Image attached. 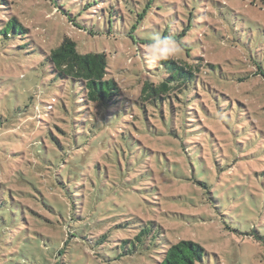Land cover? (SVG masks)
Returning a JSON list of instances; mask_svg holds the SVG:
<instances>
[{"label": "rangeland", "instance_id": "374dc122", "mask_svg": "<svg viewBox=\"0 0 264 264\" xmlns=\"http://www.w3.org/2000/svg\"><path fill=\"white\" fill-rule=\"evenodd\" d=\"M148 5L134 44L131 27ZM12 18L28 31L0 37V117L12 123L0 132V264H156L149 246L124 241L128 228L117 225L132 220L155 222L165 242L199 243L208 264H264V0H0V30ZM190 22L182 39L190 51L180 47L171 60L201 65L203 87L189 93L187 108L181 94L171 98L175 110L162 104L166 118L183 124L187 117L186 151L138 131L130 132L134 145L115 122L104 135L86 121L67 128L68 146H80L82 157L58 163L64 154L49 133L63 138L53 127L64 126L52 106L59 85L39 66L50 51L69 38L83 53H105L133 110L145 80L162 73L137 37L166 28L177 35ZM25 49L38 56L21 55ZM143 108L164 130L157 109ZM132 118L123 127L117 117L116 125L130 127ZM94 234L106 241L95 244Z\"/></svg>", "mask_w": 264, "mask_h": 264}, {"label": "trees", "instance_id": "16d2710c", "mask_svg": "<svg viewBox=\"0 0 264 264\" xmlns=\"http://www.w3.org/2000/svg\"><path fill=\"white\" fill-rule=\"evenodd\" d=\"M90 3L87 4L89 8L93 7V3ZM94 3L95 6H98L96 2ZM87 6H84L83 9H89ZM148 8L149 5L146 7V10L139 15L138 21L134 22L131 27V33L128 37L134 44L136 30L139 27L140 20H144L146 17ZM67 14L69 19H71L70 21L80 30L89 31L94 35L96 34L93 28H88L86 25L81 26L82 21L79 22L76 17L71 18V13L67 12ZM111 25V23L108 24V22H105V29L110 34L112 32V28H110ZM190 29L191 22L184 31L180 32L181 34L170 35L186 52H189L190 50L183 47L185 43L182 39L187 35ZM27 31L28 30L22 26L17 18H12L6 28L0 30V37L7 39L15 36L24 37L27 34ZM167 35L168 30L166 28L162 37H167ZM137 39L141 40L143 44H149L152 40L141 39L140 37H137ZM24 47L26 46H21L20 49H23ZM33 52L36 53L34 50L28 51V49H25L21 55L38 56V54H33ZM182 61L183 60L178 62L171 59L160 61L157 69L163 73H161V80L156 81L150 77L145 80L140 94L142 103H139V105L135 103L136 108L132 110L133 106L128 102L125 91L119 84L118 80L110 77V73L108 72V68L110 67L107 55L99 52L83 53L79 50L76 42L69 38H65L57 48L50 51L46 56V59L41 65H39L45 67L51 74V84L58 82L59 85V92L53 93L56 96L58 103L52 104V106L54 110L58 111L61 115L60 120L63 122L64 126L62 127L63 130L55 126L53 127L60 133H63V138H58L51 132L49 133L50 138L57 147V153L63 152L64 154L60 158L56 159L55 157L57 162L63 165L67 159L71 161L72 159L76 160V156L82 157L81 153L75 151L80 149V146L77 145L76 148L68 146L71 144L72 135L67 128L69 129L70 127L69 123L73 124V129L76 125L79 127L83 126L84 128L86 121L87 123H90L91 126L98 127V130L104 135L107 124L109 122L111 124L115 122L112 124V127L115 130H124L123 133L118 132V135L124 138H130L134 145L136 144V141L132 138L130 132L138 131V134H136L138 137L143 136L144 138H147L148 134H152L153 136L149 137L154 138L157 144L162 143L164 140L165 143L174 145L176 149L182 146L186 151V146L183 142L184 137L182 135L184 132L186 133L187 130V126L185 125L187 117H185V121L182 124L181 121L178 122V119L174 118L173 120H175V122H173V120H171L172 118H166L162 112L163 102L168 105V107L171 106L172 109L175 110L171 98H175L176 94H181L182 100L180 103L187 108L188 103L190 102L187 101L189 99V93L196 90L197 84L202 85L201 82H198L197 76V73L200 72L201 65H190L186 60ZM261 75L264 76V72H261ZM157 76L159 77V74H157ZM45 95H48V93ZM51 96L52 95H49L46 99L51 98ZM45 104L47 103H43L42 105L44 106ZM145 104L151 105L157 109L159 116V118H157L159 121L158 123L164 130L157 131L156 128L149 123L145 109L143 108ZM134 110L135 112H140V116H132L134 115ZM117 117L120 118V120H124L123 127L125 121H127L126 119L132 117V119H134V124H130V127L127 128H118V126H121L122 124L118 126L116 125L118 124ZM75 118L77 119L75 120ZM99 119H103V123L102 125L97 124L96 126L95 122H98ZM11 124L12 123H8L7 120L6 122L3 121V117H0V132L4 129H8ZM134 125L137 126L138 130ZM169 125L172 126V130L169 129ZM35 143L38 144V148L41 150V141L34 139L32 145ZM149 145L150 144H146L143 147L141 144L140 146H142L144 151H150L148 150ZM201 184L204 183L201 182ZM32 213L39 216L35 212ZM37 219L39 220V218H36V222L38 221ZM225 224L226 228H231L228 223ZM117 227L124 229L128 228L127 232L130 235V239H124V241H134L135 243L139 242L149 246V249H152L154 256H156V259H153L156 264H208V253L202 245L192 240H182L175 244L165 242V240L162 239L161 228L153 221H148L144 224H140L135 220L129 222L125 221V223L122 222V224L117 225ZM36 235L37 237H40V233ZM93 237L92 242H95V244L104 243L106 241V235L102 237L94 234ZM257 238L260 240L262 239V236L259 235Z\"/></svg>", "mask_w": 264, "mask_h": 264}, {"label": "clouds", "instance_id": "9594fccd", "mask_svg": "<svg viewBox=\"0 0 264 264\" xmlns=\"http://www.w3.org/2000/svg\"><path fill=\"white\" fill-rule=\"evenodd\" d=\"M180 48L179 43L171 36L155 35L145 49V56L151 62H160L175 58Z\"/></svg>", "mask_w": 264, "mask_h": 264}]
</instances>
